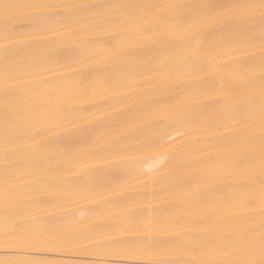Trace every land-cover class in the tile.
I'll return each mask as SVG.
<instances>
[{"label":"bare ground","instance_id":"bare-ground-1","mask_svg":"<svg viewBox=\"0 0 264 264\" xmlns=\"http://www.w3.org/2000/svg\"><path fill=\"white\" fill-rule=\"evenodd\" d=\"M6 2L55 7L19 10L7 32L0 13V90L8 80L38 103L33 126L41 129L36 141L6 143L0 123V264L234 259L201 246L225 229L251 223L258 230L261 222L259 15L253 46L241 47L233 25L178 27L165 35L153 29L160 15L190 19L188 9L169 5L207 4L224 12L244 0ZM222 46L238 47L240 55L213 60ZM178 53H189L197 66L213 63L207 72L188 71L172 64ZM249 80L251 92L242 83ZM249 95L254 109L238 115L236 106ZM181 134L188 135L176 143ZM248 135L256 148L253 164L246 174L229 172ZM6 174L17 182L7 214ZM242 187L254 193V208L234 204ZM178 193H216L219 203L214 211L210 194L176 200ZM167 195L176 199L164 202ZM154 196L162 202L154 204ZM75 200L81 207L73 203L77 210H69ZM197 206L204 212L178 219L177 212ZM206 216L230 222L209 225Z\"/></svg>","mask_w":264,"mask_h":264},{"label":"snow or ice","instance_id":"snow-or-ice-1","mask_svg":"<svg viewBox=\"0 0 264 264\" xmlns=\"http://www.w3.org/2000/svg\"><path fill=\"white\" fill-rule=\"evenodd\" d=\"M55 7L47 4H16L8 3L6 0H0V13L3 15L5 22V31H9L8 21L13 18V15L21 9H35L37 11ZM68 9H100L104 7H123L118 5H65ZM169 8L182 7L189 10L190 19L185 23H179L171 13L160 15L156 19L154 31L160 35L167 34L170 30L178 27L189 30H198L201 26L205 28H216L219 26L233 25L238 28V35L241 41V47L253 46L254 33L252 25L255 21V15H259L260 21V41L261 49L259 56V66L261 73L259 107L261 115V128L264 129V0H244V2L236 3L228 6L226 11L220 12L212 5H169ZM140 28L143 25H139ZM200 35L203 33L200 32ZM217 55L213 60L219 59V54L223 53L226 56L240 55V48L230 47L229 51H225L224 47L216 50ZM213 60L208 61L207 66H197L191 60L189 53H178L172 59L173 65H180L188 71L198 70L207 72L211 67ZM163 67V66H162ZM251 92L253 88L252 81L242 82ZM256 100L252 95H249L246 100H241L236 106V113H250L255 107ZM40 112V105L33 104L29 99H25L20 95L16 86L5 80L2 90H0V123L4 126L5 142L16 143L21 137H26L27 140L36 141L41 135V129L33 126V119ZM51 118V117H48ZM239 124L246 125L245 120H239ZM250 132V130H248ZM186 135H182L183 139ZM245 147L236 160V162L228 168L229 172L237 174H246L256 158V148L254 138L251 135L245 140ZM146 148H151L152 145H144ZM259 158L262 170H264V131L261 133ZM210 179V177H209ZM17 188L16 178L6 174L3 187L4 211L9 212V204L12 196ZM233 202L238 207L252 209L256 206L254 193L242 187L233 197ZM260 210L261 222L259 229L255 225L248 223L247 225L229 228L221 231L214 238L210 237L205 245H202L206 252L215 253L226 257H235L229 259L216 260H200V261H160L158 264H264V180L261 182L260 192ZM205 222L209 225L229 223L230 221L214 219L213 217H205Z\"/></svg>","mask_w":264,"mask_h":264},{"label":"rangeland","instance_id":"rangeland-1","mask_svg":"<svg viewBox=\"0 0 264 264\" xmlns=\"http://www.w3.org/2000/svg\"><path fill=\"white\" fill-rule=\"evenodd\" d=\"M181 136H182V134H181V135H178V137H177L178 140H176V143H178L179 141H181V138H180ZM81 148H82V147H81ZM81 148H80V149H81ZM135 154H136V153H135ZM137 155H138V154H136V156H137ZM153 155H154V154H151L150 156H153ZM155 155L157 156L158 153H156ZM155 155H154V157H156ZM130 156H131V155H130ZM128 157H129V155H128ZM159 172H160V171H159ZM157 174H158V172H157ZM131 185H132V184H131ZM132 186H134V185H132ZM181 194H183V195H181ZM188 194H190V195H192V196H195L194 199H196V197H198L199 194H200V196L202 195L201 197H203V198H204V196H205L204 200H206V199L208 198V197H206V195H207L208 193H206L205 195H204V193H197V194H196V193H193V194H192V193H178L177 196H175V197H179V198H177V199H176L175 197H173V198H175L176 200H178V199L181 200V199L184 198L185 196L187 197ZM209 194H210V197L208 198L209 200L207 199L206 201L209 202V201H212L211 199L216 198V199H214L215 202H213L214 200L212 201V204H210L211 202L208 203V204L210 205V207H211L212 209H214V207H212V206H217V205H218V203H219V199H218V197H220V196H219V194H217L218 197H215L216 193H214L215 195H213V193H209ZM209 194H208L207 196H209ZM211 194H212V196H211ZM157 196H158V195H157ZM157 196H156V197H157ZM169 196H170V195H167L165 198H163V199L165 200V201H164V200H163V201H164V202L168 201ZM180 196H182V197H180ZM192 196H191L190 198L193 199ZM156 197L154 196L153 199H152V201L154 202V204H157V202L160 201V200H161L160 202H162V199H160V198H162V197H159V199H158V197H157V198H156ZM211 197H213V198H211ZM173 198H172V199H173ZM198 198H199V197H198ZM203 198H199V199H203ZM172 199L169 198V200L173 201ZM217 199H218V200H217ZM216 200H217L218 202H217ZM206 201H205V204L207 203ZM73 203H74V204L76 203V206L78 205V202H77L76 200L73 201L72 203L69 204L70 206L68 205V207H70V209L67 207L69 210H71V207L74 208V210H77V209H76V206L73 207ZM213 203H215L216 205H213ZM71 204H72V205H71ZM208 204H206V207H208ZM78 206H80V203H79ZM78 206H77V207H78ZM80 207H81V206H80ZM210 207H209L208 209H209V211L211 212L212 210L210 209ZM78 208H79V207H78ZM194 208H195V207H194ZM194 208L192 207L191 209H188V208L184 209V210H186L187 212H186V211L184 212V210H181V212H183V213H181V212H177L176 214H178V215H177L178 219H180V218L183 219V218L191 217V216H192V217H193V216H197V214H198V215L201 214L202 211L204 212V209H203V207H201V206H197L195 209H194ZM200 208H202L203 210L201 209V211H200ZM204 208H205V205H204ZM216 208H217V207H215V209H216ZM193 209H194V210H193ZM215 209H214V211H215ZM72 210H73V209H72ZM190 210H191V211H190ZM205 210H207V208H206ZM192 211H193V212H192ZM197 211H198V213H197ZM209 211H206V212H208V215L210 216L212 213H210ZM195 212H196L197 214H196ZM186 213H187V214H186ZM194 213H195L196 215H193ZM180 214H181V215H180ZM102 216H103V219L100 220L99 218H102ZM102 216L100 215V217L98 218L99 221H102V220L104 221V218L106 217V215H102ZM104 216H105V217H104ZM156 222H158V221H156ZM100 223H101V222H100ZM81 224H83V223H81ZM83 225H85V224H83ZM83 225H82V227H83ZM206 232H208L209 235H210V233H211V235H215V234H216V229H214V228H213V229H208ZM213 233H214V234H213ZM95 234L97 235L98 233H95ZM98 235H99V234H98ZM98 235H97V236H98ZM100 236H101V237H100ZM104 236H105V235H103V237H104ZM106 236H107V235H106ZM97 238H98V237H97ZM99 238H102V235H99Z\"/></svg>","mask_w":264,"mask_h":264}]
</instances>
